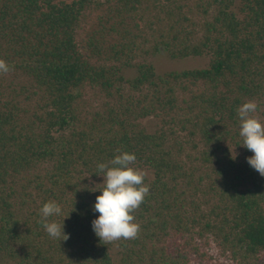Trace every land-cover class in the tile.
I'll return each mask as SVG.
<instances>
[{"label": "trees", "instance_id": "trees-1", "mask_svg": "<svg viewBox=\"0 0 264 264\" xmlns=\"http://www.w3.org/2000/svg\"><path fill=\"white\" fill-rule=\"evenodd\" d=\"M161 53L209 64L158 75ZM0 59V264H113L93 206L121 152L149 193L119 264H264L237 114L254 101L264 122V0H0ZM48 201L66 241L40 223Z\"/></svg>", "mask_w": 264, "mask_h": 264}, {"label": "clouds", "instance_id": "clouds-1", "mask_svg": "<svg viewBox=\"0 0 264 264\" xmlns=\"http://www.w3.org/2000/svg\"><path fill=\"white\" fill-rule=\"evenodd\" d=\"M9 71L8 63L0 59V73ZM257 109L254 101L239 106V135L243 138V146L253 153L247 158V163L264 177V122L253 115ZM97 167L103 173L101 184L104 187L99 189L101 194L96 197L93 206L94 212L99 213L92 221L94 234L104 242L136 238L140 225L135 222L132 213L143 203L149 186L144 183L145 172L136 167L135 153L121 152L109 163H100ZM39 211L40 223L50 237L60 242L69 239L64 231V220L58 223L50 219L62 213L57 202L48 201Z\"/></svg>", "mask_w": 264, "mask_h": 264}, {"label": "rangeland", "instance_id": "rangeland-1", "mask_svg": "<svg viewBox=\"0 0 264 264\" xmlns=\"http://www.w3.org/2000/svg\"><path fill=\"white\" fill-rule=\"evenodd\" d=\"M150 62L153 63L158 75H163L167 72L174 71H184V70H196L202 69L208 66L209 57H197V58H188L185 60H170L165 53L159 54L156 58L150 59ZM129 76H133V73L127 72ZM88 93L87 95H89ZM145 125L148 126L149 129L154 130L156 128V120L150 119L144 122ZM117 241L110 242L113 244V248L111 249V254L113 258V264H119V256L118 251L116 249ZM212 255L217 256V252L215 250L210 251ZM213 264V263H212ZM215 264V263H214Z\"/></svg>", "mask_w": 264, "mask_h": 264}]
</instances>
